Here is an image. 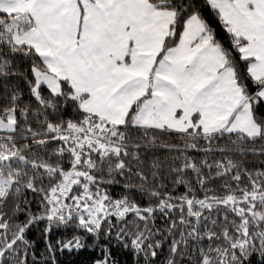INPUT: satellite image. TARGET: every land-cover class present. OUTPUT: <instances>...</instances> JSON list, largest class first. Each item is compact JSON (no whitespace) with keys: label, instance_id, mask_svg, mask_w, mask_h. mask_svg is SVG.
I'll use <instances>...</instances> for the list:
<instances>
[{"label":"snow or ice","instance_id":"obj_1","mask_svg":"<svg viewBox=\"0 0 264 264\" xmlns=\"http://www.w3.org/2000/svg\"><path fill=\"white\" fill-rule=\"evenodd\" d=\"M257 254L264 0H0V264Z\"/></svg>","mask_w":264,"mask_h":264},{"label":"trees","instance_id":"obj_2","mask_svg":"<svg viewBox=\"0 0 264 264\" xmlns=\"http://www.w3.org/2000/svg\"><path fill=\"white\" fill-rule=\"evenodd\" d=\"M209 19L211 20V19H213L212 17H209ZM123 259V258H122ZM260 260H261V258L259 257V255L257 254V255H255L254 257H253V264H260Z\"/></svg>","mask_w":264,"mask_h":264}]
</instances>
